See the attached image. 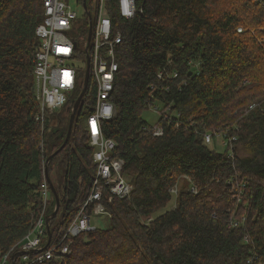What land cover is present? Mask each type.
<instances>
[{
    "label": "trees",
    "instance_id": "trees-1",
    "mask_svg": "<svg viewBox=\"0 0 264 264\" xmlns=\"http://www.w3.org/2000/svg\"><path fill=\"white\" fill-rule=\"evenodd\" d=\"M115 2L108 0L121 34L114 115L100 127L132 191L104 201L107 226L74 238L70 256L45 264H264V8L252 0H237L238 12L220 0H136L125 20ZM42 19V0H0V259L41 212L44 159L59 200L55 216V199L47 206L50 244L79 212L95 174L85 130L95 101L90 75L63 149L83 70L64 117L50 114L43 127L35 120ZM157 105L160 138L141 117ZM224 131L236 149L205 144L206 134ZM180 180L194 192L179 191L167 210Z\"/></svg>",
    "mask_w": 264,
    "mask_h": 264
},
{
    "label": "built area",
    "instance_id": "built-area-1",
    "mask_svg": "<svg viewBox=\"0 0 264 264\" xmlns=\"http://www.w3.org/2000/svg\"><path fill=\"white\" fill-rule=\"evenodd\" d=\"M74 1L81 11H73L71 0H42L43 19L35 29L39 51L36 54L34 79L36 100L40 107L35 120L43 127L46 117L61 111L70 102L72 94L78 89L79 74L86 69V59L81 61L80 56H87L90 60V78L95 86L93 112L85 121L88 144L93 148V184L59 241L50 244L51 238L47 233L51 219L47 213L50 188L44 176L40 186L41 212L24 238L2 255L0 264H45L64 260L70 256L74 238L96 230L100 217L109 218L104 201L122 199L130 194L131 187L122 174L124 161L113 155L115 143L103 136L100 127L101 121L110 120L114 115L110 94L118 70L115 47L120 43L121 34L114 31L108 14V0ZM254 2L264 8V0ZM135 4L136 0H116L118 15L125 20L131 19ZM237 32L241 33V29H237ZM77 62H81L82 68L77 66ZM211 140V134L204 136L205 144H210ZM234 140L235 137H230L225 146L231 145ZM40 148L44 152L43 142ZM47 164L44 159L43 167ZM174 188L170 193L175 192ZM191 191L194 192V189Z\"/></svg>",
    "mask_w": 264,
    "mask_h": 264
},
{
    "label": "rangeland",
    "instance_id": "rangeland-1",
    "mask_svg": "<svg viewBox=\"0 0 264 264\" xmlns=\"http://www.w3.org/2000/svg\"><path fill=\"white\" fill-rule=\"evenodd\" d=\"M221 1V3H224L225 4V8H227V10H230V11H232V10H237V12L238 11H240L241 9H242V6L240 5V4H238L237 3V0H231V1H227V0H220ZM252 2H254V0H252ZM71 6H73L72 7V9H73V11H75V12H79V11H81V9L79 8V7H77V5L75 4V1L74 0H71ZM255 3V2H254ZM241 19V21H244L245 19L244 18H240ZM245 22H242V24H244ZM118 31V30H117ZM120 32V31H119ZM241 32H242V29H241ZM83 55V54H82ZM80 57H82V56H80ZM87 57V56H86ZM86 59V58H85ZM77 66H79L80 68H82V64H81V62H77ZM86 70V69H85ZM85 70H84V72H85ZM252 106H254V107H252ZM255 107H256V104H252V105H250L249 106V110H252V109H255ZM55 114H59L60 116H62V117H64L63 115H64V110H62V111H58V112H55ZM54 114V115H55ZM164 115V112L162 111V110H160L159 109V107H158V105H157V109L156 108H152V109H149V110H147V111H145V112H143L142 113V115H141V117H142V119L147 123V125H149L148 127H149V131L151 132V134H152V136H154V137H156V138H160V137H162L163 136V129H162V126H158L157 125V121H158V119L160 118V117H162ZM64 123H63V125H65V123H66V117L64 118ZM54 125H55V122H54ZM208 134H211L212 135V140H211V143H210V146H212L213 147V149L215 150V151H217L218 153H222L223 151H226V149L228 148L230 151L233 149H236V146L235 145H233V144H231V145H227V146H225V142H226V140L227 139H225V137L227 136V133H225V131L224 132H212V133H208ZM232 138V137H231ZM44 146H45V144H44ZM39 147H40V144H39ZM41 149V148H40ZM43 153H46V150H45V148H44V152ZM116 157V156H115ZM117 158H119V157H117ZM121 159V158H120ZM48 162V161H47ZM45 165H44V167H43V172H44V169H45ZM53 177H54V184L55 185H57V186H59L60 185V183H61V181H62V175H61V177L58 175V173H56V175H53ZM123 177L125 178V180L129 183V180H128V178L127 177H125L124 175H123ZM129 185H130V187H131V189H130V191H129V193H131V191H132V185L129 183ZM193 186L190 184V186L188 187V184L185 182V181H183V180H180V181H178V186H177V188H178V192H177V188L175 189V192L174 193H172V197H171V202L168 204V206H167V210H169V209H172V208H174L175 207V204H176V202H175V197H176V194H178L179 193V191H181V190H190L191 188H192ZM130 195V194H129ZM54 199V197H53V195H52V193H51V191H50V194H49V199L51 200V199ZM120 199V198H119ZM107 218H99L98 219V221H97V227H102L104 224H105V220H106ZM105 226H107V223L105 224Z\"/></svg>",
    "mask_w": 264,
    "mask_h": 264
},
{
    "label": "water",
    "instance_id": "water-1",
    "mask_svg": "<svg viewBox=\"0 0 264 264\" xmlns=\"http://www.w3.org/2000/svg\"><path fill=\"white\" fill-rule=\"evenodd\" d=\"M89 61H90L89 58L86 57V70H85V74L86 75H84L82 91L79 94L77 100L75 101L73 107L71 109L67 108V111L70 112V117H69V121H68V128L66 129L67 133H66L64 142L62 143V145L60 146V148L57 151L63 149V147L66 145V143L68 142V140L70 138L71 130H72V127H73V123H74V119H75L76 113L79 110L80 103H81V101L83 99V96H84V94L86 92V89H87V86H88V82H89V75H90L89 74ZM48 160H49V158H48ZM44 176H45L46 182L49 185L50 191H51V193H52V195H53V197L55 199V209H54V211H53L54 213L52 215V216H55V214L58 211L59 200L57 199L58 196H57L56 191H55V189L53 187L54 185H52V183H51V181L49 179L48 172H47V166L44 169ZM47 233H48V236L50 238L49 230H47Z\"/></svg>",
    "mask_w": 264,
    "mask_h": 264
}]
</instances>
